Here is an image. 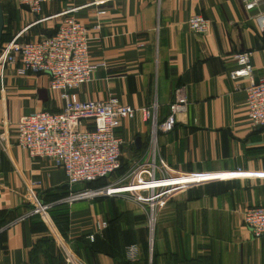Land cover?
I'll use <instances>...</instances> for the list:
<instances>
[{"label":"crops","instance_id":"crops-1","mask_svg":"<svg viewBox=\"0 0 264 264\" xmlns=\"http://www.w3.org/2000/svg\"><path fill=\"white\" fill-rule=\"evenodd\" d=\"M1 6L4 44L52 36L67 17L88 27L91 61L106 66L78 95L82 101L115 97L136 110L116 131L125 167L147 157L154 129L170 115L176 90L184 89L187 108L174 129H157L158 155L174 173L216 177L176 194L159 213L148 249L154 264H264V237L255 238L244 224L247 209L264 206V127L249 120L250 80L229 76L235 55L245 51L252 53L254 79L264 75L258 9L247 11L242 0H58L38 15L17 0ZM193 15L210 21L207 33L190 30ZM62 108L47 75L21 76L0 55V264H65L62 244L88 262L83 241L91 235L97 238L93 264H118L131 244H139L145 259L146 217L132 201L67 202L82 185L70 187L53 162L32 159L18 145L22 116ZM39 202L52 205L49 218L26 217Z\"/></svg>","mask_w":264,"mask_h":264},{"label":"built area","instance_id":"built-area-1","mask_svg":"<svg viewBox=\"0 0 264 264\" xmlns=\"http://www.w3.org/2000/svg\"><path fill=\"white\" fill-rule=\"evenodd\" d=\"M22 7L40 14L45 4L58 0H17ZM247 11L258 9L255 16L259 30L264 33V0H242ZM105 11H100L104 15ZM188 26L196 34L209 31L210 21L202 15H193ZM99 28V26H97ZM0 55L8 65H16L18 74L47 75L50 90L60 94L62 111L53 113L40 111L24 115L17 124L18 145L32 159H48L61 169L70 187L108 178L121 168L123 139L117 129L125 119L133 118L136 110L122 104L117 98L82 101L78 90L87 84L94 72L105 67L104 62L93 63L90 58L89 29L74 17H67L55 34L34 42L13 41L2 46ZM237 68L230 72L233 81L241 78L250 80L245 89L248 116L254 127H264V75L254 79L252 53L245 51L235 55ZM187 108L183 88L176 90L170 106V115L156 126L151 136L147 157L139 162L130 181L120 185L117 178L107 187L71 192L67 202L93 200L99 197L130 195L141 205L152 207V222L156 221L157 210L161 209L176 194L194 186L202 185L216 175L174 173L168 169L157 151V129L170 132L177 122V115ZM149 116L148 109H142ZM237 174H242L241 171ZM35 184V183H34ZM28 187V192L32 193ZM52 205L39 202L26 217L49 218ZM244 224L255 238L264 237V206L250 207L244 214ZM107 226L106 223L103 224ZM153 227V225H152ZM94 235L89 236L93 241ZM65 264H83L74 250L63 245ZM125 257L138 261L140 248L131 244Z\"/></svg>","mask_w":264,"mask_h":264},{"label":"rangeland","instance_id":"rangeland-1","mask_svg":"<svg viewBox=\"0 0 264 264\" xmlns=\"http://www.w3.org/2000/svg\"><path fill=\"white\" fill-rule=\"evenodd\" d=\"M138 163L139 162H137L134 166H130L129 167V165H128L126 167L125 174L122 175V176H120V177H118V178H122L123 177V179L119 183L120 185H123V184L128 183L130 181V177L132 175V172H133L135 166ZM111 176H113V179L114 178L116 179L117 174H116V176H115V174H113ZM110 179H111V181H113V179L111 177H110ZM115 179H114V181H115ZM118 197H124L126 200L128 198L129 201H132L134 203V205H135V207H136L137 210H139L141 212H144L143 215L146 217L145 225H146V231H147V235H146L147 237H146V241H145V247L147 249L146 250L147 251V257L145 259H141V260L139 258L138 261H130V260H128L124 256V252L126 251V248H127V247L125 248V246H124L123 249H122L123 256L122 257L120 256V258H118L119 259L118 264H154L152 262V259H151L150 255H149L148 249H150L151 251L153 250L152 247H153L154 238H155V229H156V226L158 225L157 218L159 217V213L164 208H166V206L168 205V203L170 202V200L166 203V205L164 207H162L161 209L157 210V213H156V221L153 222V223H151L152 222V214H153V211H152V207L150 205H141V204H138V203H136L134 201L133 198H131L130 195H122V196L120 195V196H117V197H114V198H118ZM152 225H153V227H152ZM84 248H85V251L87 252V255H88V262H85L83 256H80V257L78 256L80 259L82 258L81 261L83 262V264H85V263L86 264L97 263V260H96V254H97V252H94V249L92 247H90V246H85L84 245ZM72 249L74 250L75 253L77 252L73 246H72ZM105 251H107V249ZM152 256H153V254H152ZM91 258H94V261Z\"/></svg>","mask_w":264,"mask_h":264},{"label":"trees","instance_id":"trees-1","mask_svg":"<svg viewBox=\"0 0 264 264\" xmlns=\"http://www.w3.org/2000/svg\"><path fill=\"white\" fill-rule=\"evenodd\" d=\"M3 44H4V40H3V37H2V41H1V43H0V52H1V49H2ZM121 167H122V168H120L117 172L114 173L115 176H116V174H117L116 179H117L118 177L124 175L125 172H126V167L123 166V165H121ZM110 177L113 179V176H110ZM110 177H108V178H103V179L97 180V181H95V182H88V183L82 184V186H81V188H80L79 191H81V190H86V189H99V188L107 187V186H109L110 184H112L113 181H114V179H115V178H114L113 181H111ZM96 239H97V238L94 239V243H95ZM79 241H83V240H82V239H79L77 242H79ZM83 243H84L85 246H90V247H92V245H93V242H91L90 240L87 241V240L84 239ZM124 256H125V252H124Z\"/></svg>","mask_w":264,"mask_h":264},{"label":"water","instance_id":"water-1","mask_svg":"<svg viewBox=\"0 0 264 264\" xmlns=\"http://www.w3.org/2000/svg\"><path fill=\"white\" fill-rule=\"evenodd\" d=\"M3 31H4V16H3L1 0H0V43L2 41Z\"/></svg>","mask_w":264,"mask_h":264}]
</instances>
